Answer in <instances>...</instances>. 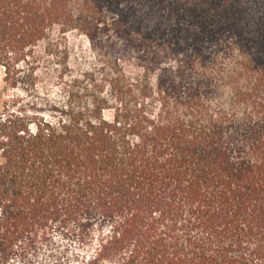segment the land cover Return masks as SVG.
<instances>
[{
    "label": "trees",
    "instance_id": "trees-1",
    "mask_svg": "<svg viewBox=\"0 0 264 264\" xmlns=\"http://www.w3.org/2000/svg\"><path fill=\"white\" fill-rule=\"evenodd\" d=\"M72 32L98 66L0 113V264H264V0H0L6 85Z\"/></svg>",
    "mask_w": 264,
    "mask_h": 264
},
{
    "label": "rangeland",
    "instance_id": "rangeland-1",
    "mask_svg": "<svg viewBox=\"0 0 264 264\" xmlns=\"http://www.w3.org/2000/svg\"><path fill=\"white\" fill-rule=\"evenodd\" d=\"M58 46L57 57H51L45 53L46 62L37 73L36 86H32L27 69L23 72L25 82L17 88L8 87L4 81V68L0 67V113L6 106L13 107L14 101L22 104L36 99L33 98L36 93L40 95H54L58 88V76L61 69V63L68 61L69 71L72 74L79 75L87 71L94 70L98 66V59L94 49L91 47L88 38L79 32L69 33L66 37L65 44L59 38L54 40ZM45 52L44 48L40 49ZM58 70V71H57ZM64 71V69H63ZM68 73V71H66ZM37 90V91H36ZM53 97V96H52ZM77 245L71 244L60 237H56V244L53 247L43 246L38 253L30 257L28 261L15 259L9 264H60L57 257L62 254H69L68 264H77L70 262L71 256L78 252Z\"/></svg>",
    "mask_w": 264,
    "mask_h": 264
}]
</instances>
